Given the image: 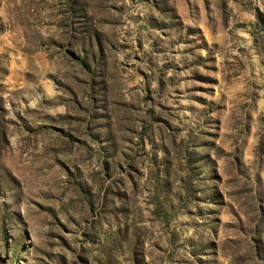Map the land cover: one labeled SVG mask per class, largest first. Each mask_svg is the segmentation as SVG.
Segmentation results:
<instances>
[{
    "label": "rangeland",
    "instance_id": "obj_1",
    "mask_svg": "<svg viewBox=\"0 0 264 264\" xmlns=\"http://www.w3.org/2000/svg\"><path fill=\"white\" fill-rule=\"evenodd\" d=\"M0 264H264V0H0Z\"/></svg>",
    "mask_w": 264,
    "mask_h": 264
}]
</instances>
